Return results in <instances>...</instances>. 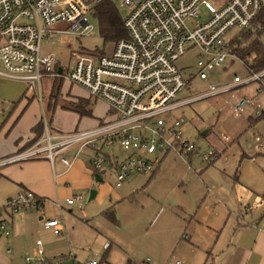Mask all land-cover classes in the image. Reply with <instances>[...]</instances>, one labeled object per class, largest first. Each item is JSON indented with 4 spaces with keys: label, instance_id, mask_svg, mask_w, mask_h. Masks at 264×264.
I'll use <instances>...</instances> for the list:
<instances>
[{
    "label": "built area",
    "instance_id": "obj_1",
    "mask_svg": "<svg viewBox=\"0 0 264 264\" xmlns=\"http://www.w3.org/2000/svg\"><path fill=\"white\" fill-rule=\"evenodd\" d=\"M99 1L0 0V77L26 83L27 90L39 101L42 81L60 78L83 87L90 97L108 106V118L91 128L54 131L43 118L41 134L25 149L0 159V166L39 158L53 162L59 156L70 168L86 156L95 171L111 173L115 187H119L130 174H154L162 156L170 152L184 160L199 157L211 163L216 150L200 152L174 111L251 82H258L257 93L263 92L264 68L254 71L246 66L249 74L244 78L235 75L228 85L210 84L204 93L180 98L187 74L178 61L189 55L199 78L206 79L209 70L238 58L231 48L237 33L229 32L250 28L264 10V0H119L126 11L122 18L127 36L115 41L108 55L75 53L71 67L64 69L52 54L41 50V41L61 33H89L90 13ZM60 22L66 23L64 28L52 27ZM253 103V97L242 95L233 110L242 112ZM256 114L263 116L264 110L257 108ZM222 139L227 141L228 136L223 134ZM83 198L77 192L65 202L81 210ZM44 203L42 197L23 190L8 198L0 212L41 213ZM52 204L61 208L59 201ZM42 224L54 235L62 232V219L46 218ZM8 234L9 223L0 217V236ZM36 246L37 259L43 264H61L60 257L54 261L43 257L40 239ZM25 260L30 261V257ZM84 264L98 262L92 259Z\"/></svg>",
    "mask_w": 264,
    "mask_h": 264
},
{
    "label": "rangeland",
    "instance_id": "obj_2",
    "mask_svg": "<svg viewBox=\"0 0 264 264\" xmlns=\"http://www.w3.org/2000/svg\"><path fill=\"white\" fill-rule=\"evenodd\" d=\"M112 1L124 15L126 11L119 5V0ZM90 22L89 33H61L53 39H43L41 50L52 54L64 69L71 67V58L77 52L110 54L115 41L102 39L94 11L90 13ZM65 25L60 22L52 27L62 29ZM238 31L235 28L229 34ZM261 36L264 39V33ZM178 64L186 67L184 72L187 74L186 87L179 94L180 98L204 93L210 84L215 87L228 85L235 75L244 78L249 74L239 58L227 59L222 66L209 70L206 79L199 78L189 55L179 59ZM53 83L61 85L55 107L51 110L47 107L48 102L53 101L50 97L53 88L48 94L49 83L43 80L44 105L40 108V115L52 130L68 132L64 130L68 126L73 130L85 129L93 125V116L105 117L107 105L93 97L89 100L91 114L80 117L73 110V103L77 102L76 98L87 97L86 91L67 80L63 82V79H55ZM14 84L16 94H19L17 101L23 91H29L22 81H14ZM257 85L258 82H251L231 92L193 101L174 111L200 152L216 150L211 163H205L199 157L184 161L170 152L150 181V175L130 174L115 187L114 176L105 173L102 185L110 188L111 193L102 202L85 195L79 210L76 205L65 202H61L58 209L51 206L52 202L45 201L43 211L48 210L53 217L63 219L66 227V235L60 238L51 233L38 235L43 243L59 253L47 259L54 261L71 252L79 264L92 259L98 264H173L174 260L181 264H233L230 252L221 251L229 238L234 239L229 229L232 216L226 222V214L220 217L214 212H221L222 205L227 204L237 214L242 209L241 204L247 202L245 193L251 189L264 190V115L256 114L257 108L264 110V91L254 92ZM243 94L253 97L255 104H248L242 112L234 114L230 104L236 96ZM223 134L228 136L227 141L222 139ZM54 160L57 162L59 156ZM10 188V184L0 180V204L10 194ZM109 209L113 211L112 220L106 214ZM204 222L224 229L220 234H212L203 226ZM185 234L190 239L184 238ZM105 243L108 249H105ZM12 255L16 264L38 262L23 245L14 248ZM26 256L30 261L25 260ZM62 261V264H72L69 260Z\"/></svg>",
    "mask_w": 264,
    "mask_h": 264
},
{
    "label": "crops",
    "instance_id": "obj_3",
    "mask_svg": "<svg viewBox=\"0 0 264 264\" xmlns=\"http://www.w3.org/2000/svg\"><path fill=\"white\" fill-rule=\"evenodd\" d=\"M44 80L49 83V94L52 90L53 80L49 78H45ZM14 81L19 80L0 77V159L29 146L36 137L34 126L39 121L43 122V117L40 115V108L44 105L43 100L39 101L32 93L23 91L22 96L16 101L19 94H16ZM64 81L65 80H63V82ZM254 92H256V89H254ZM86 93L87 97L85 96L83 98L90 100L87 91ZM238 97L236 96L235 101ZM234 103L230 104L232 110ZM254 104L255 101L250 105ZM107 113L108 110L105 113V117L101 118L93 116V118H95L93 119V125L85 128L94 127L99 121L108 118ZM239 113L234 112V114ZM73 129L72 126H68L64 130L72 131ZM167 155L168 154L162 156L155 173L149 176L148 181L156 175L161 162ZM98 174L101 177V181H96V176ZM104 175L105 173H98L92 168L86 156L80 157L70 168H66L60 160L51 162L46 158L27 159L5 164L0 166V180L10 184L11 191L4 202L0 204V207L5 204L8 198L23 190L32 191L48 203L53 201H59L60 203L65 202L67 197L77 192L82 193L83 197L88 195L89 199H97L98 202H102L105 200L106 196L111 193L110 188L102 185ZM238 186L241 189V186ZM91 189L96 190L93 198H90ZM254 195L255 197L253 198ZM244 196H246L245 199H247V202L244 204L240 203L242 209L240 208L237 214H235V211L229 208L227 204L222 205L221 212H214L215 215L220 217L226 214V222L229 221L232 216L229 229L232 231V237L234 239L232 240L229 238L230 240L228 239V242L222 245L226 250L221 249V251L230 252L233 264H264V190L256 191L251 189L245 193ZM121 199L122 197L119 195V200ZM260 200H262L261 205H256ZM52 205L53 204H51V206ZM248 206L251 208H247ZM0 217L9 223V234L0 236V264H16L12 253L14 248L18 247V245H23L24 250H26L27 253L35 255L36 258L38 256L36 240L40 239L38 235L43 233H51L54 235L51 229H45L42 224L44 219L54 218L50 215V211L48 210L42 211L41 213L35 210H2L0 212ZM62 224L63 228L61 234L55 235L59 236V238L63 236V234L66 235V227L63 219ZM203 226L212 234L216 232L220 234L224 229V227L219 228L208 222H204ZM185 235L186 239H190L187 234ZM41 243L43 249L42 255L44 258L55 257L59 254L54 252L47 243H43L42 240ZM105 249H108V247ZM206 254L209 256L210 252L207 251ZM60 259L61 264L63 263L62 260H69L72 264H79L76 261L75 255L71 252L67 255L60 256ZM37 260V263L33 262L31 264H43L39 259ZM175 261L179 260H174V262Z\"/></svg>",
    "mask_w": 264,
    "mask_h": 264
},
{
    "label": "trees",
    "instance_id": "obj_4",
    "mask_svg": "<svg viewBox=\"0 0 264 264\" xmlns=\"http://www.w3.org/2000/svg\"><path fill=\"white\" fill-rule=\"evenodd\" d=\"M94 15L97 17L100 35L103 40L117 41L127 36L123 26L122 15L118 12L112 0H100L97 2L94 5ZM263 33L264 10L253 21L251 29L240 30L231 40L232 51L243 61L245 66L254 71H259L264 68V39L261 36ZM52 88L50 97L53 101H49L47 105L50 110L55 107L61 85L60 83L58 85L53 83ZM89 105V99L78 98L77 102L73 103V110L80 116H89L91 114ZM34 130L36 134L34 139H36L42 132L41 121L34 126ZM106 214L109 219L112 220L114 218L112 210H107Z\"/></svg>",
    "mask_w": 264,
    "mask_h": 264
},
{
    "label": "water",
    "instance_id": "obj_5",
    "mask_svg": "<svg viewBox=\"0 0 264 264\" xmlns=\"http://www.w3.org/2000/svg\"><path fill=\"white\" fill-rule=\"evenodd\" d=\"M59 71H60V69H59ZM96 181H101V177H100L99 174L96 176ZM95 193H96V190L95 189H91L90 190V198H93V196L95 195Z\"/></svg>",
    "mask_w": 264,
    "mask_h": 264
}]
</instances>
